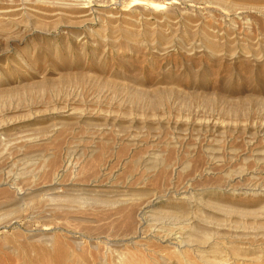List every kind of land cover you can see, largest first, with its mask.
Listing matches in <instances>:
<instances>
[{"label": "rangeland", "instance_id": "rangeland-1", "mask_svg": "<svg viewBox=\"0 0 264 264\" xmlns=\"http://www.w3.org/2000/svg\"><path fill=\"white\" fill-rule=\"evenodd\" d=\"M129 1L0 0V264H114L133 242L186 264L158 239L171 210L207 213L206 258L264 264V0ZM53 158L74 185L41 187ZM92 195L132 199L142 226L122 237Z\"/></svg>", "mask_w": 264, "mask_h": 264}, {"label": "bare ground", "instance_id": "bare-ground-1", "mask_svg": "<svg viewBox=\"0 0 264 264\" xmlns=\"http://www.w3.org/2000/svg\"><path fill=\"white\" fill-rule=\"evenodd\" d=\"M105 1V0H104ZM27 2V1H26ZM129 2H132V4H130V5H137V6H139V5H145V7L147 6L148 8H150V9H155V8H157V7H164V4H159V3H157V2H155V1H153V0H130ZM167 2V1H166ZM25 3V2H24ZM167 3H169V1L167 2ZM48 4V3H47ZM126 4V3H125ZM61 5H62V3H61ZM40 6V5H39ZM59 6V5H58ZM126 6V5H125ZM137 6H134V7H137ZM45 7V6H44ZM64 7V6H63ZM79 7H80V5H79ZM129 7H132V6H129ZM141 7V6H140ZM139 7V8H140ZM144 7V8H145ZM146 7V8H147ZM36 8V7H35ZM35 8H33V9H35ZM65 8V7H64ZM87 8V7H86ZM85 8V9H86ZM128 8V7H127ZM126 8V9H127ZM147 8V9H148ZM43 9V8H42ZM47 9V8H46ZM66 9V8H65ZM69 9V8H68ZM84 9V10H85ZM88 9V8H87ZM141 9V8H140ZM44 10V9H43ZM42 10V11H43ZM80 10V9H79ZM82 10V9H81ZM124 10V9H123ZM46 11V10H45ZM53 11V10H52ZM68 11V10H67ZM96 11H98V10H96ZM100 11V10H99ZM146 11V10H145ZM148 11V10H147ZM37 12V11H36ZM61 12V11H60ZM69 12V11H68ZM143 12V11H142ZM29 13H31V12H29ZM41 13H43V12H41ZM62 13V12H61ZM64 13V12H63ZM67 13V12H66ZM66 13H64V14H66ZM73 13V12H72ZM139 13V12H138ZM58 14H60V13H58ZM143 14H145V13H143ZM148 14V13H147ZM33 15H35V16H41V14H39V13H33V14H31L30 16L32 17ZM43 15V14H42ZM63 15V14H62ZM68 15H70V13H68ZM28 16V15H27ZM45 16V15H44ZM64 16V15H63ZM66 16V15H65ZM118 16V15H117ZM131 16V15H130ZM110 17V16H109ZM113 17V16H112ZM125 17H128V16H125ZM27 18H29V17H27ZM38 18V17H37ZM148 18V17H147ZM30 19V18H29ZM129 19V18H128ZM33 21L35 20V18L34 19H32ZM55 20V19H54ZM87 20V19H86ZM9 21H10V19H9ZM11 21H13V22H15L14 20H11ZM20 21V20H19ZM19 21H17V22H19ZM29 21V20H28ZM67 21V20H66ZM114 21V20H113ZM5 22H7V21H5ZM17 22H15V23H17ZM24 22V21H23ZM30 22V21H29ZM37 22H40V21H38L37 20ZM37 22H36V24H37ZM63 22V21H62ZM4 23V22H3ZM2 23V24H3ZM35 23V22H34ZM50 23V22H49ZM65 23V22H64ZM19 24V23H18ZM18 24H17V26H18ZM21 24H22V22H21ZM20 24V25H21ZM29 24H31V23H29ZM35 24V25H36ZM39 24V23H38ZM37 24V25H38ZM16 25V24H15ZM49 25V24H48ZM0 29L2 30V32L4 31V30H9L11 27H12V22H7V23H4L3 25H0ZM39 27V26H38ZM41 28V27H40ZM40 28H37V29H40ZM13 29V28H12ZM107 29V28H106ZM1 30H0V32H1ZM113 32H114V30H112ZM128 31V30H127ZM4 33V32H3ZM122 33H124L123 32V30H122ZM5 34V33H4ZM10 34V33H9ZM9 34H6V35H9ZM130 34V33H129ZM6 35H4V36H6ZM123 35H121V37H122ZM9 37V36H8ZM11 37V36H10ZM124 37V36H123ZM127 37V36H126ZM132 37H134V36H132ZM125 39H127V38H125ZM130 39H132V38H130ZM134 39V38H133ZM11 41V40H10ZM138 90V89H137ZM133 92V91H132ZM138 92V91H137ZM139 92H141V91H139ZM131 93V92H130ZM129 93V94H130ZM134 93V92H133ZM135 94H136V92H135ZM135 94H134V97H135ZM141 94V93H140ZM139 93L137 94V95H140ZM131 95H133L132 93H131ZM130 95V96H131ZM142 95V94H141ZM140 95V96H141ZM149 96V95H148ZM142 98H143V96H141ZM140 97V98H141ZM139 98V99H140ZM145 98H146V96H145ZM134 99V98H133ZM144 99V98H143ZM145 100V99H144ZM147 100H149V99H147ZM151 100V99H150ZM157 100V99H156ZM144 104V103H143ZM146 107V106H145ZM117 151V150H116ZM102 153V152H101ZM100 153V154H101ZM108 153V152H107ZM113 153V152H112ZM60 159V158H59ZM168 162V164H169V162L170 161H167ZM167 162H166V164H167ZM45 164V163H44ZM43 164V165H44ZM61 164V163H60ZM165 165V164H164ZM163 165V166H164ZM171 165V164H170ZM47 166V165H46ZM166 166V165H165ZM44 167V166H43ZM67 167H68V165L67 164H65V165H61L60 167H58L57 166V162H56V159L55 158H53L51 161H50V163L48 164V170H47V172L46 173H44L43 172V174L44 175H42V177H39V179H42V181H40V183H41V187H44V186H46V187H49L50 189H57L58 188V186L59 185H65V187L66 186H68V185H74L73 183H71L72 181H70V180H68V179H66V169H67ZM70 167V166H69ZM167 167H170V166H168L167 165ZM183 167H185V165L183 166ZM186 167H188V165L186 166ZM43 169H45V168H43ZM74 169V168H73ZM184 169V168H183ZM68 170V169H67ZM83 170V169H82ZM98 170V169H97ZM165 170V169H164ZM191 170V169H190ZM193 170V169H192ZM192 170H191V172L190 173H192ZM45 171V170H44ZM195 171V170H194ZM95 172V171H94ZM86 173V172H85ZM99 173V172H98ZM38 174H42V173H38ZM78 174V173H77ZM96 174V173H95ZM188 174V173H187ZM39 175V176H40ZM35 178V177H34ZM194 178V177H193ZM29 179H31V177H29ZM32 179H33V177H32ZM34 181V180H33ZM193 181V180H192ZM192 181H191V183H192ZM188 183V182H187ZM190 183V182H189ZM27 184V183H26ZM32 186H35L36 188H39L38 186H36V185H33V183H32ZM190 186H192L191 184H190ZM190 186H187L188 188H190ZM60 187V186H59ZM67 188V187H66ZM69 188V187H68ZM76 188H78V187H76ZM84 188V187H83ZM186 188V187H185ZM185 188H183V190L185 189ZM257 188V187H256ZM33 189H35V188H33ZM32 189V190H33ZM46 189H48V188H46ZM63 189V188H62ZM259 189V188H258ZM76 190V189H75ZM89 190V189H88ZM186 190V189H185ZM188 190V189H187ZM6 191V190H5ZM5 191H4V193H5ZM178 191V190H177ZM176 191V192H177ZM89 192V191H88ZM91 192V191H90ZM186 192V191H185ZM2 193H3V189H2ZM6 193H8L7 191H6ZM5 193V194H6ZM54 193V192H53ZM190 193V192H189ZM32 194H34L35 195V192L34 193H32ZM51 194V193H50ZM56 194H59V193H56ZM68 194V193H67ZM123 194V193H122ZM176 194V193H175ZM183 194V193H182ZM12 195V194H11ZM9 196V197H7V199H6V202L8 203V204H12L14 201H18V204H19V201L20 200H16V198H17V196L15 197V195H13V196ZM30 195V194H29ZM60 195V194H59ZM58 195V196H59ZM64 195V194H63ZM62 195V196H63ZM75 195V194H74ZM94 195V194H93ZM92 195V196H93ZM99 195V194H98ZM134 195V194H133ZM184 195V194H183ZM191 195V194H190ZM19 196V195H18ZM23 196V195H22ZM28 196V195H27ZM39 196V195H38ZM79 197H80V194L78 195ZM86 196V195H85ZM96 196V195H95ZM95 196H93L94 198H93V200H94V202H96V203H98V204H104V205H107L108 207H110L111 208V210L113 209V214L114 215H116L117 217H118V222H119V225H120V227H122L123 229H124V231H123V236L122 237H128L127 235H130V234H132V231H130V229H131V227H133V225H135L136 227H141L142 226V219L144 218L143 217V215H145L144 213H143V215L141 214V212H142V207H135V205L136 204H134L133 202H130V201H128L127 200V197H122V198H119V199H105V198H101V197H95ZM100 196V195H99ZM20 197V196H19ZM29 197H31V196H28L27 198H29ZM32 197H34V196H32ZM76 197V196H75ZM79 197H77V198H79ZM82 197V196H81ZM183 197V196H182ZM187 197V196H186ZM185 197V198H186ZM191 197V200H192V195L190 196ZM189 197V198H190ZM194 197V196H193ZM21 198V197H20ZM19 198V199H20ZM26 198V197H25ZM26 198V199H27ZM36 198H37V196H36ZM42 198V197H41ZM184 198V197H183ZM188 198V197H187ZM186 198V199H187ZM23 199H24V197H23ZM31 199H33V198H31ZM45 199H49V198H47V196L45 197ZM51 199V198H50ZM55 199V198H54ZM68 199H70V198H68ZM67 199V200H68ZM72 199H73V197H72ZM150 199V198H149ZM182 199V198H181ZM34 200H35V198H34ZM37 200V199H36ZM35 200V201H36ZM41 200V199H40ZM56 200V199H55ZM76 200V199H75ZM74 200V201H75ZM136 200V199H135ZM146 200V199H145ZM148 200V199H147ZM146 200V201H147ZM183 200V199H182ZM23 201V200H22ZM21 201V202H22ZM58 201V200H57ZM65 201V200H64ZM70 201H71V199H70ZM69 201V203L71 204V202ZM185 201V200H184ZM188 201V200H187ZM199 201H201V199L199 200ZM203 201H204V199H203ZM24 203L25 202H28L27 200L26 201H23ZM23 202H22V204H23ZM49 202V201H48ZM56 202V201H55ZM63 202V201H62ZM77 203H81V202H78V201H76ZM93 201H92V203H94ZM136 202V201H135ZM145 202V201H144ZM143 202V203H144ZM16 203V202H15ZM50 203V205H51V202H49ZM61 203V202H60ZM59 203V204H60ZM68 203V204H69ZM73 203V202H72ZM140 203V202H139ZM139 203H137V205L139 204ZM146 203V204H145ZM144 203V205H148L150 202L149 201H147V202H145ZM0 204H1V202H0ZM32 204V201H31V203H30V205ZM35 204V203H34ZM34 204L32 205V206H34ZM43 204V203H42ZM47 204V203H46ZM64 204H66V203H64ZM74 204H75V202H74ZM203 204V203H202ZM206 203H204V205H205ZM26 205H29V203L28 204H26ZM25 205V207H27ZM29 205V206H30ZM76 205V204H75ZM141 205H142V203H141ZM150 205V204H149ZM203 205V206H204ZM40 206V205H39ZM44 206V205H43ZM46 206V205H45ZM70 206V205H69ZM78 206V205H77ZM151 206V205H150ZM24 208V211H25V207L22 205V206H20V208L19 209H22V208ZM201 207V206H200ZM205 207V206H204ZM206 207H207V205H206ZM205 207V208H206ZM36 208V207H35ZM34 207H33V209H35ZM42 208V209H41ZM40 209H38V208H36V209H38V211H40L41 210V212H42V210H44L45 209V207H41ZM48 208V207H47ZM54 208V207H53ZM70 208V207H69ZM100 208V207H99ZM150 208V207H149ZM176 208V207H175ZM19 209L17 210V211H19ZM27 209H28V207H27ZM61 209V211H62V208H60ZM64 209V208H63ZM170 209V207L168 208V210L167 211H170L169 210ZM174 209V208H173ZM178 209V208H177ZM176 209V210H177ZM13 210V209H12ZM12 210H7V212L8 211H12ZM149 209L147 208V211H148ZM153 210V209H152ZM152 210H151V212H152ZM181 210H182V208H181ZM189 210V209H188ZM206 210V209H205ZM30 211V210H29ZM36 211V210H35ZM34 211V212H35ZM46 211H47V209H46ZM51 211V210H50ZM54 211V210H53ZM155 210H153V212H154ZM163 211V210H162ZM162 211H159V212H162ZM166 211V210H165ZM175 211V210H174ZM178 211V210H177ZM176 211V212H177ZM180 211V210H179ZM6 212V211H5ZM23 211H21V212H19L18 214H20V213H22ZM52 212V211H51ZM51 212H50V214H51ZM60 212V211H59ZM69 212V211H68ZM78 212V211H77ZM157 212H158V210L156 211V216H157ZM183 212L184 213H186L187 215L189 214V213H191V211H189V213H187V211L186 210H184V208H183ZM206 212V211H205ZM26 213V212H25ZM24 213V214H25ZM38 212H36V214H37ZM43 213V212H42ZM49 213V212H48ZM67 213V212H66ZM181 213V212H180ZM183 213V214H184ZM8 214H9V212H8ZM27 214H29V213H27ZM32 214H35V213H32ZM44 214H45V211H44ZM43 214V215H44ZM50 214H48V215H50ZM53 215H54V213H52ZM104 214V213H103ZM110 214V213H109ZM152 214V213H151ZM155 213H153V215H154ZM164 214V213H163ZM182 214V213H181ZM178 215V214H176V213H174V212H172V210H171V213H169V212H165V215L164 216H170V218L171 219H173V220H176V221H178L177 223L179 224H177L176 226H169V227H167V228H164L162 225L164 224H162V225H159V226H161L160 228L158 227V239H159V241L160 242H163V243H166L167 245H169V257H166L164 254H162L163 256H165L167 259H170V260H173V261H171V262H180V261H183L184 263H186V264H197V262H195L196 260V258L195 257H197L198 256V258H199V260L200 261H204V262H207V261H209V262H215L214 260H216L215 258H213V260H210V259H208V257L206 258V252L203 250V247L205 246V245H207L208 246V242H209V240L211 239V238H213V236H215V235H219L218 234V232L217 233H212L211 231H210V228L208 229L207 227H206V225L205 224H203L204 222H206V219L208 218L207 216L208 215H204V213H202V211L201 212H198V211H194V212H192V214H193V217L194 218H198V220L201 222H199V223H193L191 220H189V218H191V217H189V216H191L190 214H189V216L188 217H185L184 215ZM39 215H41V214H39ZM63 215V214H62ZM150 215V214H149ZM1 216V215H0ZM14 215H9V217H13ZM42 216V215H41ZM52 216V215H51ZM107 216H109V215H107ZM147 216H148V214H147ZM146 216V217H147ZM155 216V215H154ZM153 216V217H154ZM161 216V215H160ZM2 217H3V215H2ZM8 217V216H7ZM6 217V219H8ZM15 217V216H14ZM55 217V216H54ZM112 217H113V215H112ZM143 217V218H142ZM153 217H151L150 219H152ZM162 217V216H161ZM3 218H5V217H3ZM18 218V217H17ZM103 218H104V216H103ZM148 218V217H147ZM156 218H159L158 216L156 217ZM162 218H164V217H162ZM162 218H160L161 220H162ZM145 219V218H144ZM165 219V218H164ZM164 219L162 220V222L164 221ZM167 219H169V217L167 218ZM170 219V220H171ZM9 221H10V219H8ZM159 220V219H158ZM160 220V221H161ZM166 220V219H165ZM169 220V221H170ZM145 221V220H144ZM152 221H154V222H156L157 221V219L155 220H152ZM167 221V220H166ZM172 221V220H171ZM176 221H174V222H176ZM209 221V220H208ZM210 221H211V219H210ZM54 222V221H53ZM148 222V221H147ZM158 222V221H157ZM169 223V222H168ZM210 223V222H209ZM148 224V223H147ZM150 224H151V222H150ZM149 224V225H150ZM153 224V223H152ZM156 224V223H155ZM159 224V223H158ZM161 224V223H160ZM171 224H173V223H171ZM146 225V224H145ZM144 226V225H143ZM151 226H153V225H151ZM209 227H210V224L208 225ZM150 227V226H149ZM154 227V226H153ZM156 227V226H155ZM122 229V230H123ZM128 229V230H127ZM152 229V228H151ZM98 231V230H97ZM156 232V231H155ZM228 232V231H227ZM104 234V233H103ZM46 235V234H45ZM48 235V234H47ZM46 235V236H47ZM119 235H120V233L118 234V237H119ZM228 235V234H227ZM222 236V235H221ZM49 237V236H48ZM50 238V237H49ZM115 238V237H114ZM119 238H121V237H119ZM51 239V238H50ZM129 239V238H128ZM226 239V238H225ZM118 240V239H117ZM130 240V239H129ZM224 240V239H223ZM136 241V240H135ZM157 242V241H156ZM122 243V242H121ZM223 243V242H222ZM48 244V243H47ZM126 244V243H125ZM129 244V243H128ZM160 244V243H159ZM127 245V244H126ZM132 247L131 248H127L125 245H123L121 248H115V250H114V255H113V263L114 264H161L160 263V261L157 259L158 257H155L156 256V251H151L150 250V252L152 253V255H149L150 257H149V259L147 260V262H145V260L147 259V258H143V256L142 257H140V256H136L134 253H135V251H139V248H140V246L142 245V244H137V243H135V242H133L132 244ZM150 245V244H149ZM152 245V244H151ZM150 245V246H151ZM210 246V245H209ZM117 247H119V245L117 246ZM129 247V246H128ZM144 247V246H143ZM217 247V246H216ZM113 248V247H112ZM153 248V247H152ZM157 248V247H156ZM160 248V247H159ZM150 249V248H149ZM161 249V248H160ZM160 249H158V250H160ZM167 249V248H166ZM112 250V249H111ZM141 250H142V248H141ZM162 251H164L165 252V250H162ZM167 251V250H166ZM111 252H113V251H111ZM234 252V251H233ZM149 253V252H148ZM147 253V254H148ZM160 253V252H159ZM137 254V253H136ZM150 254V253H149ZM166 254V253H165ZM191 254H193V255H191ZM81 255V254H80ZM112 255V254H111ZM110 255V256H111ZM193 256V257H192ZM147 257V256H146ZM191 258H195L194 260H191ZM260 257H258V259H259ZM111 260H112V258H110ZM164 259V258H163ZM102 260V259H101ZM250 260V259H249ZM253 258L251 257V262H253ZM256 258H255V263H256ZM105 261V260H104ZM167 261V260H166ZM217 261V260H216ZM226 261V260H225ZM169 262V261H168ZM168 262H166L167 264H168ZM199 262V261H198ZM218 262V261H217ZM216 262V263H217ZM227 262V261H226ZM225 262V263H226ZM100 263H101V261H100ZM201 263V262H200ZM220 263V260H219V262H218V264ZM165 264V263H164ZM175 264V263H174ZM179 264V263H178ZM180 264H181V262H180ZM236 264V263H235ZM254 264V263H253Z\"/></svg>", "mask_w": 264, "mask_h": 264}]
</instances>
